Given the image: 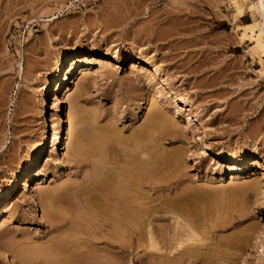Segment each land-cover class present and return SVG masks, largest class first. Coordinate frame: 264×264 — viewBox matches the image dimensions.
I'll list each match as a JSON object with an SVG mask.
<instances>
[{"label":"rangeland","instance_id":"1","mask_svg":"<svg viewBox=\"0 0 264 264\" xmlns=\"http://www.w3.org/2000/svg\"><path fill=\"white\" fill-rule=\"evenodd\" d=\"M229 2L0 0V193L38 153L51 117L65 125L67 104L61 102L65 79L58 80L62 87L50 101H41L47 79L62 56L73 54L68 69L79 58L110 63L105 69L83 63L75 66L68 83L75 124L67 156L61 160L46 140L39 166L12 189L0 212V264H205L211 255L218 259L215 264H264V73L251 58L250 42L241 41L235 31V12ZM154 67L164 73L149 81ZM159 90L162 109L158 108L164 113L157 116L160 120L156 118L160 126L152 123L155 128L149 129L157 130L170 120L177 124L175 139L161 130L145 129L151 125L152 96ZM171 90L190 105H179ZM55 100L59 107L53 105ZM222 151L242 161L222 159ZM253 158L262 165L251 166ZM105 162L110 169L103 170L113 169L116 174L108 172L112 183L102 175ZM136 165L145 175H137ZM228 165L243 167L235 174V182ZM132 174L135 179L154 181V186L144 185L135 193L142 189L137 196L152 197L148 201L155 206L158 253H169L179 241L184 242L188 227L185 231L182 225L189 223L200 235L197 241L184 244L192 254L166 261L152 257L155 250L144 238L129 248L126 237L127 244L124 239L120 244L127 249H114L111 235L107 237L109 232L95 220L61 230L53 222L66 208L70 214L74 210V216L79 214L70 197L62 199L64 209L58 198L52 200L62 188L90 186L95 179L108 181L112 190L121 184L130 188L135 180L129 178ZM174 212L181 217L180 224L172 218ZM177 233L179 238L184 235L183 241L182 237L176 241Z\"/></svg>","mask_w":264,"mask_h":264},{"label":"bare ground","instance_id":"2","mask_svg":"<svg viewBox=\"0 0 264 264\" xmlns=\"http://www.w3.org/2000/svg\"><path fill=\"white\" fill-rule=\"evenodd\" d=\"M230 2H231V5H232V7L234 8V14H233V23L235 24V31H236V33L240 36V39H241V41H243V42H250V45H252V47H250V54H251V58L254 60V61H256V62H258V64L259 65H261V67H262V69L260 70L261 71V73H264V0H254V1H252V0H230ZM229 2V3H230ZM183 3V2H182ZM186 3V2H185ZM188 5V4H187ZM185 6V5H184ZM193 7V6H192ZM191 7V8H192ZM193 9H196V8H193ZM186 10V9H185ZM192 12V11H191ZM223 14V13H222ZM226 16V15H225ZM234 31V32H235ZM233 36V35H232ZM230 38V37H229ZM240 41V40H239ZM233 42V41H232ZM235 42V41H234ZM72 55L73 54H67V55H65V56H62V58L59 60V63H58V65H57V67H56V69H54L55 70V73L54 74H52L51 76H50V78L49 79H47V82H46V85H45V88H44V92H43V94H41L42 96H41V101L44 103V104H46V102H48V101H50L51 100V98H52V93H54V91L56 90V89H61V84L59 83V79H65V82H64V87H62L63 89L61 90V92H63V94H62V97H61V102L62 103H66L67 104V108H66V110H65V114H64V116H65V119L63 118V120L62 121H64L65 123V125H61L59 122L60 121H58L59 120V118L57 119L55 116H53V117H51V119H50V123L51 124H49L48 125V129H49V132H48V134H46L47 136H46V138H45V140L44 141H42L41 142V144H40V148H39V151H38V153L37 154H35L33 157H32V159L31 160H29L30 161V163H29V165L25 168V169H23L22 171H21V173H19L18 175H17V177L13 180V182H12V184H11V186L9 187V188H7V189H5L4 191H2L1 193H0V212H1V208L3 207L4 208V204H6V202L9 200V198L12 196V189H16L17 188V186L18 185H21L22 184V180H23V177H26L30 172H32V171H34L36 168H37V166H39V161H40V158H41V156L46 152V145H47V143H49V147L51 146V149H52V151L53 152H56L59 156H61V160L62 159H65V157L67 156V153H66V146L68 145V141H69V139L73 136V133H74V124H75V117H74V114H75V112H74V105L75 104H73V102L74 101H72L71 100V97H70V95H71V88H70V84H68V83H70V81H72V78L74 77V75H73V73H74V70H75V66L78 64V63H83L84 65H86V67L88 66H95V67H97V68H99V69H105V68H108L109 66H110V63L108 62V61H106V60H101V59H91V58H79V59H76V61L75 62H73V65H72V67L71 68H67V61H68V59H70V57L72 58ZM156 67V66H155ZM154 67V68H155ZM258 71V70H257ZM163 71H162V69L160 70L159 68H155L154 69V71H149V76H147L148 78V80L150 81V79H152V77H156L157 75H163ZM259 73V72H258ZM59 80V81H58ZM152 81V80H151ZM55 86H57V87H55ZM174 94H175V96L177 97V100L179 101V105H190V102L186 99V98H183V97H180V96H178L177 95V93L175 92V90H171ZM157 93V95H154V96H152V99H151V106L152 107H150L149 108V111L151 110H153V114H151L152 115V120H150L151 119V116H150V119H148L149 121H151V122H149V123H151V125L148 127V128H146L145 127V129H149V128H151V129H154L155 127H151L152 126V123L153 124H155V122H156V120L158 119L157 118V116L158 115H160V114H162V113H164V111H162L161 109V107L162 106H160V99H159V96H160V94L162 93V91L161 90H159L158 92H156ZM61 96V95H60ZM78 98V97H77ZM150 101V100H149ZM75 103V102H74ZM60 104V103H59ZM53 105L55 106V107H59V105H58V103L56 102V100L53 102ZM150 106V105H149ZM148 106V107H149ZM161 108V109H159V108ZM188 107H190L189 108V111L190 112H193L194 114H195V116L198 118V115L196 114V112L195 111H193V109H192V107L191 106H188ZM181 110H184V107H181ZM82 113V112H81ZM167 114V113H166ZM167 116V115H166ZM164 117H165V115H164ZM157 118V119H156ZM81 120V119H80ZM158 120H160V119H158ZM163 120V119H162ZM168 120V119H167ZM164 121H165V119H164ZM164 121H163V123H164ZM78 122V121H77ZM169 122V123H168ZM172 121H165V123L161 126V127H157L158 129L156 130H151V129H149L150 131H160L161 130V134L162 135H164L163 133L165 132L166 133V135L165 136H172L173 137V139H175V138H177L178 136H176V125L177 124H173V123H171ZM190 122H192V121H189L188 123H186V125L187 124H189ZM148 123V122H147ZM159 124H155V125H158V126H160V124H161V122H158ZM145 126V125H144ZM188 126V125H187ZM143 129V128H142ZM148 130V131H149ZM163 131V132H162ZM110 133V132H109ZM152 134H153V132H152ZM183 134V133H182ZM117 135V134H116ZM181 135V134H180ZM115 136V135H114ZM143 137V136H142ZM158 137V136H157ZM132 139V138H131ZM163 139V138H162ZM161 139V140H162ZM46 140H48L47 141V143H46ZM108 141H109V139H107ZM115 140V139H114ZM124 140V139H123ZM126 140V139H125ZM150 140H151V138H150ZM82 141H84V140H82ZM96 141V140H95ZM111 141V140H110ZM116 141V140H115ZM114 141V142H115ZM121 141V140H120ZM142 142H143V140H141ZM182 141V140H181ZM107 142V141H106ZM113 142V141H112ZM117 142V141H116ZM141 142V143H142ZM78 143V142H77ZM104 143V142H103ZM125 143V142H124ZM84 144V143H83ZM143 144H144V142H143ZM147 144V143H146ZM110 145V144H109ZM78 146H80V145H78ZM82 146V145H81ZM114 146H115V144H114ZM147 146V145H146ZM142 147H143V145H142ZM150 147V146H149ZM99 148H100V146H99ZM107 148H109V147H107ZM141 148V147H140ZM145 148V147H144ZM147 148V147H146ZM80 149V148H79ZM92 149V148H91ZM115 149V148H114ZM164 150V149H163ZM80 151V150H79ZM83 151V150H82ZM90 151H93V150H90ZM141 151V150H140ZM87 152H89V151H87ZM107 152H108V150H107ZM114 152V151H113ZM134 152V151H133ZM142 153H143V151H141ZM144 152H145V150H144ZM83 153V152H82ZM102 153V152H101ZM104 153V152H103ZM76 154L78 155L79 153H77V151H76ZM81 154V153H80ZM107 154V153H106ZM144 154V153H143ZM101 155H103V158H105V154H101ZM133 155V154H132ZM146 155V154H145ZM161 155H163V154H161ZM175 155V154H174ZM79 156V155H78ZM86 156V155H85ZM99 156H100V153H99ZM128 156V155H127ZM155 156V155H154ZM160 156V155H159ZM169 156V155H168ZM245 157V154L244 155H241V157ZM81 157V156H80ZM150 158H151V156H149ZM176 157V156H175ZM179 157V156H178ZM219 157L220 158H230V159H233V160H236L237 162H240V161H242L241 159L242 158H239V156H237L236 154H234V153H228V152H225V151H222V152H220L219 153ZM83 158V157H82ZM85 158V157H84ZM89 158V157H88ZM138 158V157H137ZM149 158V159H150ZM98 159V158H97ZM156 159V158H155ZM110 160V159H109ZM91 161H92V159H91ZM99 161V160H98ZM116 161V160H115ZM159 161V160H158ZM139 162V161H138ZM150 162V161H149ZM106 163V162H105ZM142 163H143V161H142ZM157 163V162H156ZM92 164V163H91ZM94 164V163H93ZM109 165L111 164V163H108ZM138 164V163H137ZM145 164V163H144ZM163 164V163H162ZM104 165H106L105 166V168H101V170H102V173H103V169H106L107 170V168L106 167H108L107 166V163L106 164H104ZM112 165V167L113 166H115V165H113V164H111ZM124 165V164H123ZM128 165H130V164H128ZM132 165H135V164H132ZM131 165V166H132ZM143 164H141V166H142ZM145 165H147V164H145ZM262 165V161H260V160H258V159H255V158H253L252 160H251V166H261ZM127 166V165H126ZM130 166V167H131ZM138 166H140V164L138 165ZM141 166H140V168H141ZM102 167H103V165H102ZM111 167V166H110ZM133 167H135V166H133ZM132 167V168H133ZM136 167H137V165H136ZM146 167V166H145ZM144 167V168H145ZM113 168H115L116 169V166L115 167H113ZM120 167H118L117 169H119ZM139 167H137V169H138ZM143 168V169H144ZM149 168V167H148ZM147 167L145 168L146 170L148 169ZM108 169H110L109 167H108ZM114 169V170H115ZM116 169V170H117ZM98 170V169H97ZM115 170V171H116ZM121 170V169H120ZM132 170V169H131ZM139 171H137V170H135L134 171V169L132 170V171H134L135 173H136V171H137V175H139V174H141L142 172L140 171V169H138ZM142 170V169H141ZM227 170H233L234 172L230 175L231 176V181L232 182H235V180L237 181V176H235V174L236 173H239L240 171H242L243 170V167L242 166H236V165H228V167H227ZM145 171V170H144ZM149 171H150V169H149ZM99 172V171H98ZM105 173H101V171H100V173L102 174V175H104L105 174V176H109V174H115V172L113 171V169H112V172H111V170L109 171H104ZM108 172H109V174H108ZM130 172V171H129ZM146 172V171H145ZM145 172L144 173H142V175L144 174L145 175ZM47 173V172H46ZM95 173H96V171H95ZM123 173H125V172H123ZM127 173V172H126ZM133 173V172H132ZM139 173V174H138ZM149 173V172H148ZM98 174V173H97ZM107 174V175H106ZM122 174V173H121ZM46 175V174H45ZM49 175V174H48ZM93 175V174H92ZM98 175H100V174H98ZM116 175V174H115ZM119 175H120V173H119ZM130 175V174H129ZM133 175V174H132ZM147 175V174H146ZM101 176V175H100ZM128 176V175H127ZM136 176V175H135ZM140 176V175H139ZM150 176V175H149ZM110 177L111 176H109L108 178L110 179ZM119 177V176H118ZM124 177V176H123ZM132 177H134V175L133 176H131V177H129V178H132ZM92 178V177H91ZM98 178V177H97ZM101 178V177H100ZM107 178V177H106ZM126 178V177H125ZM105 179V178H104ZM103 179V180H104ZM108 179V180H109ZM112 179H113V176H112ZM112 179H110L109 181L112 183ZM133 179H135V178H132V181H133ZM215 179V178H214ZM217 179V178H216ZM97 180H99V179H97ZM102 180V179H101ZM101 180H99V181H101ZM124 180V179H123ZM126 180V179H125ZM222 179H220V181H221ZM86 181V180H85ZM89 181V180H88ZM87 181V182H88ZM92 180H90V182H91ZM116 181V180H115ZM127 181V180H126ZM128 181H130V179L128 180ZM215 181H219L218 179L217 180H215ZM230 181V182H231ZM89 182V183H90ZM93 183L92 184H90V186L88 187V186H86V187H81L80 185L78 186V187H76V188H62V190H60L59 192H57L58 194L57 195H54V198L55 199H52L53 201L54 200H56V198H58V202H57V200H56V202L57 203H61V208H63L64 209V207H62V199L64 198V199H67L68 197H70L69 198V200L70 199H72L74 202L73 203H77L76 204V206L75 207H73V208H76L75 209V213H79V214H75V216L76 215H79L78 217H80V219L81 220H79V218L76 216H74V213H72L74 210H71V208H70V210L72 211H70L71 212V214L69 213V212H66V211H68V208H66L65 209V213L63 212V210H61V208H60V210L61 211H59V213H58V206L57 205H55V203L54 202H52V203H54V205L55 206H57V207H55L56 208V211L57 212H55V213H58V214H56V216H54L53 217V222H56L57 224L59 223L61 226L59 227L60 228V230H61V228H67L68 226H70V227H73V225L74 224H76V225H80V224H83V225H81L82 227H84V226H87V225H90V223H92V220L94 221H97V224L98 225H100V227H105L106 228V233L107 232H109L107 235V237H109V235H111L109 238L113 241L112 243H111V245L113 246V247H115L114 249H116V247H118V246H120V247H123V248H126L125 247V244L124 245H122V244H120V242H122L123 243V239L124 238H128V240L130 241V243H129V245H126V246H129V248H130V246L132 245V243L133 244H135V240H139L140 241V243H141V241H144L145 239H148V240H145V241H149V245H148V247L151 245V247L155 250V252H153L152 253V257H154L155 256V258L156 257H158V259H160V258H162V257H164V258H166V261H168L167 259H172V257H173V259L175 258V257H177V255H184V256H186L187 254H192V253H188V251H190V250H188L189 248H187V247H185L184 246V244L185 243H187V242H189V241H197L198 240V237H200V235H196V231L194 230V228H193V226H192V224H189V223H186L185 225H184V227H183V225H182V228H184V230L186 229V227H188V229H186L187 230V232H185V233H183V234H185V236L184 237H186V238H184L185 239V241L184 242H180L179 241V243L178 244H174L175 246L173 247V248H171V251L169 252V253H164V254H159L158 252L159 251H161V248H157V246L159 245L158 244V242H157V238H156V236H155V234H154V232L156 231V230H154V221H155V212H154V210L153 209H155V206H152V205H150L151 203L148 201V200H151L152 199V197L150 196V195H148L147 197H139V196H137L138 195V193L142 190H138V192H137V194L135 193V190H137V188L139 189V188H143L142 186H144V185H148V186H154V184H152L151 182H154V181H149V180H146V178L144 179L143 177L141 178V177H137V179H135L133 182H130V183H133V184H130V186H132V187H130V188H127V189H129V190H126V188L124 189L123 187H120V188H123V189H120V190H118L119 189V187H116V188H118V189H116V188H114V190H112V186L113 185H111V188L109 187V182L108 181H106V182H100V183H103V184H101L100 185V183H97L98 181H96V179L94 180V181H92ZM109 184H108V183ZM124 183V182H123ZM254 183V182H253ZM252 183V184H253ZM259 184H260V182H258ZM257 183V184H258ZM108 184V185H107ZM247 184H249V182L247 183ZM258 184V185H259ZM119 185V184H118ZM117 185V186H118ZM249 185H251V184H249ZM248 185V186H249ZM252 186H254V185H252ZM115 187V186H114ZM128 187H129V184H128ZM147 187V186H146ZM131 188H133L132 190H131ZM158 188V187H157ZM248 188V187H247ZM250 188H252L251 186H250ZM115 189L116 190H118V191H115ZM144 189V188H143ZM153 189V188H152ZM246 189V188H245ZM115 191V192H114ZM55 192V191H54ZM132 192V193H131ZM148 192V191H147ZM160 192V191H159ZM51 193V192H50ZM55 194V193H54ZM94 194H96V195H94ZM140 194V193H139ZM158 194V193H157ZM48 195V194H47ZM93 197H92V196ZM154 195V194H153ZM52 195H50V197H51ZM90 196V197H89ZM95 196V197H94ZM143 196H145V195H143ZM48 198V199H51V198ZM99 197V198H98ZM189 197H190V195H189ZM88 198H92L91 200H89ZM191 198V197H190ZM88 199V200H87ZM72 200H71V202H72ZM48 201V200H47ZM50 201V200H49ZM152 201V200H151ZM64 202H67V200H65ZM174 202V201H173ZM8 203V202H7ZM73 203H71V204H73ZM153 203H154V201H153ZM188 203V202H187ZM187 203H185V204H187ZM69 204H70V201H69ZM71 204L69 205V206H71ZM74 204V205H75ZM173 204V203H172ZM51 205V204H50ZM60 205V204H59ZM6 206V205H5ZM67 206V205H66ZM65 206V207H66ZM159 206V205H158ZM185 206V205H184ZM54 207V206H53ZM154 207V208H153ZM171 207H173L172 205H171ZM177 206H174V208H176ZM182 207H183V205H182ZM163 208V207H162ZM94 209H95V211H96V209L98 210V214L96 213V212H94ZM54 210V209H53ZM77 210V211H76ZM159 210V209H158ZM157 210V211H158ZM162 210V209H161ZM171 210V209H170ZM169 210V211H170ZM174 210V209H173ZM92 211L94 212V213H92ZM156 211V210H155ZM166 211H167V209H166ZM175 211V210H174ZM180 211V210H179ZM183 211V210H182ZM60 212H62L63 214H61ZM168 212V211H167ZM93 214H95L96 216H94V217H91ZM179 213V212H178ZM73 214V215H72ZM143 216H142V215ZM165 214V213H164ZM183 214V213H182ZM198 214V213H197ZM72 215V216H71ZM172 215H175V217L173 216H171L172 218H174V220H176L177 219V222L176 223H178V221H179V223L178 224H180L181 222H180V219H181V217L179 216V215H176L175 214V212L172 214ZM180 215H181V213H180ZM195 215V214H194ZM138 216H140V217H138ZM142 216V217H141ZM183 217V216H182ZM190 217V216H189ZM76 218H77V220H79V222L77 221V223H75L76 221ZM139 218L141 219V220H139ZM185 218V217H184ZM192 218H193V216H192ZM75 219V220H74ZM171 219V218H170ZM187 219V218H186ZM73 220H74V223H73ZM173 220V219H172ZM188 221H190L189 219H188ZM73 223V224H72ZM79 223V224H78ZM95 223V222H94ZM175 223V224H176ZM196 224H198V223H196ZM72 225V226H71ZM94 224H92V226H93ZM181 225H179L177 228H179ZM186 226V227H185ZM70 227H68V228H70ZM74 227H75V225H74ZM73 227V228H74ZM89 227V226H88ZM93 227H95V225L93 226ZM98 227V226H97ZM162 227V226H161ZM77 228V227H76ZM59 230V229H58ZM104 230V229H103ZM185 230V231H186ZM104 231V232H105ZM161 231H163L164 232V230H161ZM103 232V233H104ZM105 233V234H106ZM187 233V234H186ZM88 234V233H87ZM86 234V235H87ZM157 235V234H156ZM88 236V235H87ZM91 236V235H90ZM174 236H176V235H174ZM174 236H173V238H174ZM179 235H178V233H177V237H178ZM181 236V235H180ZM183 236H181L180 238L182 239H180L179 237V239H176V241H178V240H181V241H183ZM164 237V236H163ZM74 239V237H71L70 239ZM144 238V240H142ZM199 239H202V238H199ZM205 239V238H204ZM203 239V240H204ZM86 240V239H85ZM89 240V239H88ZM127 240V241H128ZM159 240V239H158ZM124 241H126V239H124ZM127 241H126V244H127ZM205 241H206V239H205ZM64 242V241H63ZM84 243V242H83ZM62 244V243H61ZM60 244V245H61ZM137 244H139L138 242H137ZM158 244V245H157ZM110 245V246H111ZM153 245V246H152ZM56 246H58V244L56 245ZM84 247V246H83ZM159 247V246H158ZM81 248H82V246H81ZM128 248V249H129ZM164 248V247H163ZM162 248V250H164ZM83 249V248H82ZM127 249V248H126ZM135 249V248H134ZM80 250V249H79ZM78 250V251H79ZM168 250V249H167ZM166 250V251H167ZM165 251V252H166ZM82 252V251H81ZM174 253V254H173ZM81 255L83 254V253H80ZM172 254L174 255V256H172ZM78 255V254H77ZM80 255V256H81ZM21 256V255H20ZM79 256V257H80ZM24 257V256H23ZM52 257V256H51ZM50 257V258H51ZM152 257H151V259H152ZM182 257V256H181ZM33 258V257H32ZM155 258H153L154 260H155ZM190 258V257H189ZM192 258V257H191ZM150 259V258H149ZM152 259V260H153ZM157 259V261H159ZM51 260H53L52 258H51ZM151 260V261H152ZM207 260V259H206ZM217 258H215V257H212V255H211V258H209L208 259V261H207V263H205V264H215V262H217ZM27 261V260H26ZM35 261V260H34ZM48 261V260H47ZM50 261V260H49ZM75 261V260H74ZM77 261V260H76ZM92 261V260H91ZM171 261V260H170ZM31 262V261H30ZM45 262H46V259H45ZM53 262V263H52ZM58 262V261H57ZM102 262V261H101ZM39 263V262H38ZM51 263L52 264H55L56 263V261L54 262V261H51ZM88 263H89V261H88ZM103 263V262H102ZM160 263H161V261H160ZM171 263V262H170ZM43 264V263H42ZM57 264V263H56ZM74 264H75V262H74ZM76 264H82V263H77L76 262ZM158 264H159V262H158ZM164 264V263H163Z\"/></svg>","mask_w":264,"mask_h":264}]
</instances>
